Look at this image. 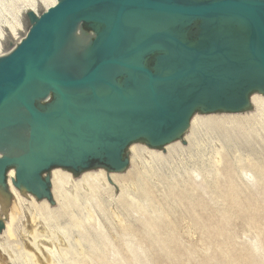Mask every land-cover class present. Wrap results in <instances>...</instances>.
<instances>
[{"label": "water", "instance_id": "95a60500", "mask_svg": "<svg viewBox=\"0 0 264 264\" xmlns=\"http://www.w3.org/2000/svg\"><path fill=\"white\" fill-rule=\"evenodd\" d=\"M28 18L26 34L2 35L0 185L13 168L14 186L50 203L47 171L123 170L132 142L163 148L196 110L264 94V0H56ZM195 21L199 48L179 38ZM82 22L95 36L74 53Z\"/></svg>", "mask_w": 264, "mask_h": 264}, {"label": "rangeland", "instance_id": "374dc122", "mask_svg": "<svg viewBox=\"0 0 264 264\" xmlns=\"http://www.w3.org/2000/svg\"><path fill=\"white\" fill-rule=\"evenodd\" d=\"M252 109L200 115L244 116ZM263 123L201 128L186 150L151 165L140 158L120 171L99 168L107 174H132L135 189L108 180V186L98 185L89 197L81 191L78 202L38 228L36 246L34 236L23 233V225L27 231L30 225L16 222L14 237L0 233V264H29L32 258L34 264H264ZM187 130L169 143L188 145ZM125 153L129 156L128 149ZM96 170L69 173L77 178ZM6 179L0 185L2 221L13 200ZM14 187L26 199L31 195L56 207L55 201Z\"/></svg>", "mask_w": 264, "mask_h": 264}, {"label": "bare ground", "instance_id": "6f19581e", "mask_svg": "<svg viewBox=\"0 0 264 264\" xmlns=\"http://www.w3.org/2000/svg\"><path fill=\"white\" fill-rule=\"evenodd\" d=\"M55 2L56 0H0V55L4 53V48H5V39L2 35L26 34L31 24L28 18L29 13L31 12L35 16H39L42 12L46 11L50 6L55 4ZM22 24H23V27H22ZM79 32L80 33L79 34L77 33V36L80 40L83 38L84 35L81 34V31ZM85 43L87 42H84V44ZM250 105L253 108L252 109L253 111H250L252 113L250 115H244V116L224 115V114L223 115H200V113L194 114L190 118V121L188 124V130H187L188 133L185 136V140L187 141V144H188L186 146H181L180 143L176 142V143H172V144L169 143L168 145H165L161 150H155L154 148L151 149L149 147H146V145L145 146L138 145L133 142V144H130V146L128 147L129 162L132 163V166L134 167L135 163L139 161L140 158H143L148 165H151L153 162L155 163L157 161H160L162 160L164 156L172 154L176 152L177 150L182 152L186 150L189 147V145L193 142V138L195 137V134L201 128H205V127L206 128H216V127H220L224 125H228L229 127H234V126L238 127V126H242L243 123L250 124V122L252 123L253 121H258V120L263 121L264 120V96L259 93L251 94ZM248 135L250 134L248 133ZM122 173L123 172H121V174ZM6 176H8V178L6 179L7 185L9 188L8 193L12 195L13 200L10 204V207L8 206L9 209L7 208L8 213L4 217V220L2 221L0 219V221H2L4 225L2 229L3 232L0 231V233L1 232L6 233L9 237H14L17 231V230L15 231L16 222L24 220L27 224L30 225V230L29 231H27L26 229L24 230L25 226L23 225V233L25 232L24 234L25 236H28V238L31 237L32 235L34 236V237L32 236L33 238H31L32 241H34V246L38 245V244L35 245V242H37L36 241L37 238L34 235L37 231H39L38 228L43 224L46 225L45 223H47L48 221L50 222L51 220L55 219V217L58 216L68 206L71 207L72 204H75L76 202H78V198H79L78 195L81 191L83 192L82 194H84L85 197L86 196L89 197L92 195V193H94L98 185L108 186V180L111 181V183L113 182L114 185L120 186V188L121 186L124 187L127 185V186H130L131 189H135V185L131 181L133 179L132 178L133 175L130 173L128 175H117L116 173L107 174L105 173V171L98 168V170L96 171H85L81 173V175H79L77 178H74L69 173V171L67 172L59 168H53L48 173L50 185H51L50 189H51L52 198L54 199L55 204H56V207L53 208L50 206L49 203H48L49 205L47 204L46 200L37 202L35 198H33V196L31 195L28 197V199H26L23 196V194H21L20 191L14 187L12 183V179L14 178L13 168L8 170V173H6ZM135 177H138V176H135ZM123 180H126V182H124ZM128 197L130 198L129 195ZM132 199L134 200V198ZM88 201L90 202L92 200L87 199L86 202ZM3 206L4 204L0 207L2 208ZM89 213L91 212L89 211ZM75 225L78 226V224H75ZM26 227H28V225H26ZM40 234H38L37 236H39ZM41 235L44 236L43 234ZM22 238L27 239L28 241L27 237H22ZM47 239L49 238H46V241ZM40 242L42 243V241ZM39 245H42V244H39ZM0 258H1V255H0ZM30 258L32 257L30 256ZM49 259L51 260V258ZM34 261H35V258H34ZM5 262L7 263V261ZM47 263L54 264V262H51V261H48ZM29 264H34L33 258H32V262H30Z\"/></svg>", "mask_w": 264, "mask_h": 264}, {"label": "flooded vegetation", "instance_id": "af4514ba", "mask_svg": "<svg viewBox=\"0 0 264 264\" xmlns=\"http://www.w3.org/2000/svg\"><path fill=\"white\" fill-rule=\"evenodd\" d=\"M198 25H199V21H195V22L191 23L189 25L188 29L185 30V32L181 33V35L179 36V38L182 41L186 42L188 45H190L191 48H195V47L199 48L197 46L204 40V39H202V38H204V33L199 30ZM80 27H81L80 29L78 28L76 30L75 38L70 43V49H72V51L74 53L84 50L90 44V42L92 41V39L95 36V29H93L90 26V24H88L86 22H82L80 24ZM97 28H100V26H97ZM79 31H81V34L84 35L83 38L80 40L77 36V33L78 34L80 33ZM84 42H87V43L84 44ZM158 54H160V53L155 52V53L151 54L146 59L147 66L153 65V62L155 61V58ZM52 99H53V95L50 94L49 98L46 101H43V103L51 102ZM196 113H205V112H201L199 110H196L195 112H193L192 116ZM139 142L144 143L141 140L134 141V143H139ZM131 144H133V142ZM129 146H130V144L127 146V148Z\"/></svg>", "mask_w": 264, "mask_h": 264}, {"label": "built area", "instance_id": "2783aa9c", "mask_svg": "<svg viewBox=\"0 0 264 264\" xmlns=\"http://www.w3.org/2000/svg\"><path fill=\"white\" fill-rule=\"evenodd\" d=\"M48 98H46L45 100H47Z\"/></svg>", "mask_w": 264, "mask_h": 264}]
</instances>
